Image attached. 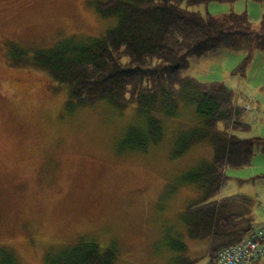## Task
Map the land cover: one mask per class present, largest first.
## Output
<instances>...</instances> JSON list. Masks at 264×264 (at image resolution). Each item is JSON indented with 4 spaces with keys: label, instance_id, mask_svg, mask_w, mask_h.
<instances>
[{
    "label": "rangeland",
    "instance_id": "374dc122",
    "mask_svg": "<svg viewBox=\"0 0 264 264\" xmlns=\"http://www.w3.org/2000/svg\"><path fill=\"white\" fill-rule=\"evenodd\" d=\"M95 1L104 0H0V251L14 253L19 264H45L46 255L92 240L112 248L113 264H173L178 257L206 264L222 240L189 235L186 208L202 190L184 177L210 162L214 149L202 140L176 154L201 126L194 106L179 103L176 116L162 117L160 141L138 149L130 140L147 128L134 104L116 109L100 100L67 107V89H55L47 72L28 62L35 50L59 41L100 37L113 22L98 15ZM188 10L214 18L245 13L254 34L264 33V0ZM12 45L23 49L27 61L11 59ZM249 47L243 39L239 50L189 58L182 75L223 83L248 125L231 134L264 139V50ZM223 173L227 181L216 199L251 198L250 206L232 203L227 211L248 218L239 228L264 226L261 145H254L249 165Z\"/></svg>",
    "mask_w": 264,
    "mask_h": 264
},
{
    "label": "trees",
    "instance_id": "16d2710c",
    "mask_svg": "<svg viewBox=\"0 0 264 264\" xmlns=\"http://www.w3.org/2000/svg\"><path fill=\"white\" fill-rule=\"evenodd\" d=\"M235 1L238 0L95 1L98 15L113 22L100 37L65 39L51 48L35 50L28 61L47 72L55 89H67V107L90 106L100 100L116 109L134 104L147 128L146 133L130 140L138 149L160 141L162 117L176 116L179 103L194 106L201 126L182 142L176 154L202 140L210 142L214 149L210 162L198 164L184 177L202 190L201 198L186 208L184 221L189 235L222 240L208 252L206 264H216L219 249L241 241L252 231V227L239 228L247 218L241 211H227L232 203L250 206L251 198L216 196L227 181L223 169L249 165L254 145L260 144L264 150V139H240L231 134L248 130V125L240 121L244 110L235 104L234 93L223 83L198 82L182 73L189 66V58H199L219 48L239 50L243 39L250 49L264 50V33L254 34L245 13L214 18L188 8ZM260 28L264 31V20ZM11 49L14 62L27 61L23 49L13 45ZM13 52L19 56H13ZM219 123L222 129L217 128ZM134 145L128 147L136 149ZM114 258L110 246L101 249L92 240H80L58 255H46L45 264H113ZM200 262L199 257H178L173 264ZM0 264L19 263L14 253L0 251Z\"/></svg>",
    "mask_w": 264,
    "mask_h": 264
},
{
    "label": "built area",
    "instance_id": "2783aa9c",
    "mask_svg": "<svg viewBox=\"0 0 264 264\" xmlns=\"http://www.w3.org/2000/svg\"><path fill=\"white\" fill-rule=\"evenodd\" d=\"M262 258H264V226L252 230L241 241L219 249L216 254V264H254Z\"/></svg>",
    "mask_w": 264,
    "mask_h": 264
}]
</instances>
